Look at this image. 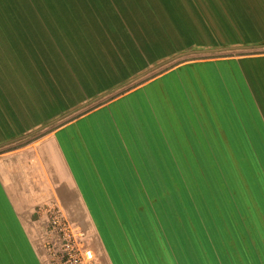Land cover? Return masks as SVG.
Instances as JSON below:
<instances>
[{"label":"crops","instance_id":"obj_1","mask_svg":"<svg viewBox=\"0 0 264 264\" xmlns=\"http://www.w3.org/2000/svg\"><path fill=\"white\" fill-rule=\"evenodd\" d=\"M55 210L103 264H264V0H0V264Z\"/></svg>","mask_w":264,"mask_h":264},{"label":"built area","instance_id":"obj_2","mask_svg":"<svg viewBox=\"0 0 264 264\" xmlns=\"http://www.w3.org/2000/svg\"><path fill=\"white\" fill-rule=\"evenodd\" d=\"M45 248L50 264H103L86 238V232L60 210L51 213Z\"/></svg>","mask_w":264,"mask_h":264},{"label":"rangeland","instance_id":"obj_3","mask_svg":"<svg viewBox=\"0 0 264 264\" xmlns=\"http://www.w3.org/2000/svg\"><path fill=\"white\" fill-rule=\"evenodd\" d=\"M224 52V51H223ZM212 52L211 51H199L197 53H192V54H188V55H183V56H180L178 58H175V59H172V60H169L167 61L166 63H164L163 65L159 66L156 68V72H159L160 70H163L165 68H168L170 65H172L173 63H175L176 61H179V60H182L183 58H186L190 55H195V56H200V55H208V54H211ZM146 77V76H145ZM142 79V78H141Z\"/></svg>","mask_w":264,"mask_h":264},{"label":"water","instance_id":"obj_4","mask_svg":"<svg viewBox=\"0 0 264 264\" xmlns=\"http://www.w3.org/2000/svg\"><path fill=\"white\" fill-rule=\"evenodd\" d=\"M207 56V55H206ZM215 56H217V55H215Z\"/></svg>","mask_w":264,"mask_h":264}]
</instances>
